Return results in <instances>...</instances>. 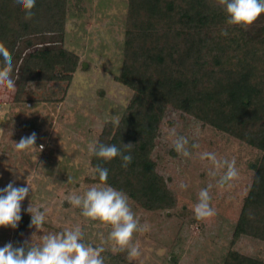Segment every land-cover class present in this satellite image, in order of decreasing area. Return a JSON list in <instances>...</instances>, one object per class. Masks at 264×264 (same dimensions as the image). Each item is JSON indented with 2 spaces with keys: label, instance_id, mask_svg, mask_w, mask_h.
<instances>
[{
  "label": "rangeland",
  "instance_id": "1",
  "mask_svg": "<svg viewBox=\"0 0 264 264\" xmlns=\"http://www.w3.org/2000/svg\"><path fill=\"white\" fill-rule=\"evenodd\" d=\"M126 7L127 0H67L65 30L60 37L40 35L31 39V45L20 42L15 48L10 62L16 85L22 63L34 49L63 48L79 59L69 83H30L20 103L12 102L16 87L0 89V188L9 181L17 186L28 182L31 189L22 202V212L33 204L46 215L42 229L32 227L20 239L39 243L44 235L79 226L85 243L104 248V264H120L112 257L117 252L127 264H222L229 248L264 260V244L248 237L230 243L252 181L250 166L259 152L170 107L160 121L151 159L176 207L150 212L128 200L140 224L150 225L147 232L133 233L131 243L138 244V257L129 259L127 250L113 251L108 240L111 225L83 217L79 208L66 201L69 195L83 194L100 184L92 180L88 146L96 143L106 122L119 120L131 97V91L114 80L121 67ZM253 23L254 27L264 25V16ZM33 131L37 148L17 151L14 143ZM174 134L188 138L189 157L174 150ZM192 143L198 147L192 149ZM204 151L216 153L218 159L234 158L238 176L220 186L217 182L224 169H215L216 175H210L213 165L200 159ZM181 183L188 187L181 189ZM205 187L216 214L197 220L193 205ZM15 230L0 227V246L12 241Z\"/></svg>",
  "mask_w": 264,
  "mask_h": 264
},
{
  "label": "trees",
  "instance_id": "2",
  "mask_svg": "<svg viewBox=\"0 0 264 264\" xmlns=\"http://www.w3.org/2000/svg\"><path fill=\"white\" fill-rule=\"evenodd\" d=\"M33 12L25 20L12 0H0V50L9 60L20 42L31 45L34 37L63 34L67 0H36ZM252 24H227L219 0H127L121 67L114 80L131 97L119 120L104 124L96 143L116 144L133 159L127 168L119 157L103 163L109 175L100 182L94 166L101 161L91 154L92 180L123 190L145 211L174 209L176 200L151 153L166 109H176L259 152L230 243L248 237L264 244V25ZM78 63V56L63 48L32 50L20 68L12 102L22 101L30 83H69ZM21 215L11 241L16 246L25 243L20 235L32 228L30 214ZM112 257L127 264L121 252ZM222 264L264 260L229 248Z\"/></svg>",
  "mask_w": 264,
  "mask_h": 264
},
{
  "label": "clouds",
  "instance_id": "3",
  "mask_svg": "<svg viewBox=\"0 0 264 264\" xmlns=\"http://www.w3.org/2000/svg\"><path fill=\"white\" fill-rule=\"evenodd\" d=\"M219 2L224 10L226 23L229 25L247 26L264 13V0H219ZM35 5L36 0H12V7L22 12L25 20H30L34 16ZM228 34L227 29L221 30L222 36L226 37ZM13 70L9 57L0 50V89L12 90L16 87V80L12 76ZM36 140L37 133L33 131L21 137L19 142H15V149L26 151L37 148ZM131 144H124V148H130ZM173 147L184 157L192 154L189 140L183 135H175ZM190 147L195 149L198 145L192 143ZM88 151L101 161L94 166V172L100 182H106L109 175V170L102 166L103 163L119 157L122 162L121 167L127 168L133 159L130 151L125 152L116 144L92 143L89 144ZM200 159L211 162L213 168L209 170V174L212 176L216 175L215 169H224L223 175L217 182L220 186L227 185L238 176L234 158L218 159L216 153L204 151L200 153ZM187 187L186 183L180 184L181 189ZM30 189L28 182L26 185L17 186L14 181H9L6 186L0 188V227L13 229L18 227L22 219V202L28 196ZM210 199L208 187L202 188L199 191L198 201L193 205V213L197 220L211 218L216 214ZM128 200L129 197L123 190L101 183L90 187L83 194L69 195L66 201L71 206L79 208L83 217L111 225L108 240L112 242L113 251L127 250L128 258L134 259L140 255V250L138 244L131 243L133 233L147 232L150 230V225L147 222L140 224ZM24 211L30 214L29 227L38 230L44 227L46 220L44 210L30 204ZM83 235L81 227L76 226L44 235L39 243H33L31 240L16 246L8 242L0 246V264H104V257L101 255L104 248L85 243Z\"/></svg>",
  "mask_w": 264,
  "mask_h": 264
}]
</instances>
